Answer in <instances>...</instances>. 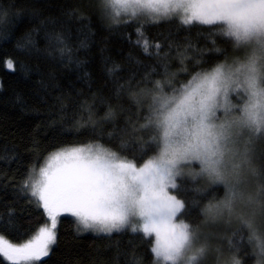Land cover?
Segmentation results:
<instances>
[{
	"label": "snow or ice",
	"instance_id": "snow-or-ice-1",
	"mask_svg": "<svg viewBox=\"0 0 264 264\" xmlns=\"http://www.w3.org/2000/svg\"><path fill=\"white\" fill-rule=\"evenodd\" d=\"M98 7L112 25L138 24V37L144 23L161 20L186 29L210 26L212 33L230 38L235 55L196 72L179 88L166 64L163 79L129 86L132 104L146 111L143 123L121 130L132 134L130 141L121 139V152L139 145L133 160L96 142L60 150L38 172L30 169L22 191L50 224L20 245L0 236V257L9 264L40 261L56 242L57 217L70 214L82 226L78 231L111 234L127 228L144 239L154 237L153 264H208L210 256L216 264H242L231 240L225 254L200 226L235 222L247 230L255 264H264V167L257 166V141H264V0H98ZM137 43L147 53V41ZM154 48L159 56L160 45ZM7 67L13 68L10 61ZM86 110L91 122L90 107ZM113 118L109 110L104 119ZM188 175L203 181L198 193L211 189L210 198L204 197L208 202L197 209L200 223H185L192 213L170 191L178 189L177 177ZM220 189L222 196L213 194Z\"/></svg>",
	"mask_w": 264,
	"mask_h": 264
},
{
	"label": "trees",
	"instance_id": "trees-1",
	"mask_svg": "<svg viewBox=\"0 0 264 264\" xmlns=\"http://www.w3.org/2000/svg\"><path fill=\"white\" fill-rule=\"evenodd\" d=\"M0 13V236L13 244L27 242L48 222L44 210L22 191L30 169L57 151L96 142L133 160L140 155L139 145L133 146L134 152H121V139H132L121 130L143 123L146 111L132 104L129 86L143 87L146 78L163 79L166 64L179 88L234 52L230 38L206 25L186 29L161 20L144 23L138 37V24L112 25L101 15L98 0H0ZM138 39L147 41V53ZM109 110L114 113L111 121L104 119ZM257 152V166L264 167V141ZM176 183L178 189L171 192L192 213L184 217L185 223H200L197 209L208 202L204 197L211 189L198 193L205 185L191 175L177 177ZM213 194L219 197L223 191ZM78 227L75 217L63 215L49 255L35 264H153L149 241L154 238L144 239L142 232L126 228L92 234ZM223 229L218 246L228 251L231 240L242 264H255L247 230L237 223ZM0 264L9 263L0 257Z\"/></svg>",
	"mask_w": 264,
	"mask_h": 264
},
{
	"label": "rangeland",
	"instance_id": "rangeland-1",
	"mask_svg": "<svg viewBox=\"0 0 264 264\" xmlns=\"http://www.w3.org/2000/svg\"><path fill=\"white\" fill-rule=\"evenodd\" d=\"M235 55V52H233L232 53V55L231 56H234ZM228 61H230V59L228 60ZM224 63V62H223ZM260 142H262V141H257V146H258V144L260 143ZM68 149H70V148H68ZM64 150H66V149H64ZM57 152H59V151H57ZM57 152H55V153H57ZM55 153H53V154H51L50 156H48L47 158H46V160L39 166V167H37L36 168V170H37V172H38V170H39V168L40 167H42V166H46V164H47V162L49 161V159L51 158V156L52 155H54ZM196 171H198V169H196ZM34 178H36V176H35V174H34ZM172 189H170V191H171ZM63 215H70V214H63ZM63 215H61V216H58L57 217V226H58V221H59V219L63 216ZM48 219V218H47ZM50 224V221H49V219H48V222L45 224V225H49ZM236 223L235 222H233V223H229V222H227V221H224V222H222V223H220V224H218V225H215V226H207V225H203V226H201V230L202 231H204L206 234H211V236H212V239H211V243H212V245H213V247L214 248H221V247H219L218 246V244H217V235H221L222 233H223V231H224V229L223 228H228V229H231L232 227H233V225H235ZM44 225V226H45ZM79 228H82V226H79ZM222 228V229H221ZM57 229V228H56ZM82 233H92V234H107V233H103V232H98V231H95V230H92V229H89V230H80ZM113 232H117V231H113ZM112 232V233H113ZM224 237V236H223ZM222 237V238H223ZM4 238V237H3ZM154 238V237H153ZM5 239V238H4ZM6 240V239H5ZM8 241V240H7ZM13 244V243H12ZM14 245H20V244H14ZM54 246V244L53 245H51L50 246V251H51V249H52V247ZM222 250H224L223 248H221ZM50 251H49V253H50ZM225 252V254H227V252L228 251H224ZM45 257H43L42 259H44ZM41 259V260H42ZM8 262V261H7ZM36 262H38V261H32V262H24V261H21V264H35ZM9 263V262H8ZM208 264H216V262H215V258H214V256H210L209 257V259H208Z\"/></svg>",
	"mask_w": 264,
	"mask_h": 264
}]
</instances>
